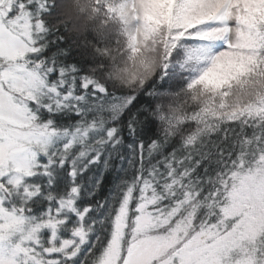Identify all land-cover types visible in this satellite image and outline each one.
<instances>
[{
  "label": "snow or ice",
  "instance_id": "6c2138e0",
  "mask_svg": "<svg viewBox=\"0 0 264 264\" xmlns=\"http://www.w3.org/2000/svg\"><path fill=\"white\" fill-rule=\"evenodd\" d=\"M0 264H264V0H0Z\"/></svg>",
  "mask_w": 264,
  "mask_h": 264
}]
</instances>
